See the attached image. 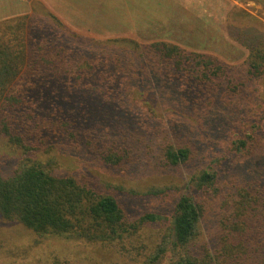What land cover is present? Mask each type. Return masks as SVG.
<instances>
[{"label":"trees","instance_id":"1","mask_svg":"<svg viewBox=\"0 0 264 264\" xmlns=\"http://www.w3.org/2000/svg\"><path fill=\"white\" fill-rule=\"evenodd\" d=\"M26 2L32 8L31 14L10 17L0 23V134L22 151L18 167L10 176H4L0 166V223L27 230L38 240H47L48 245L60 240L95 248H120L129 255L141 252L139 259L144 260L140 264H161L169 252L176 259L173 264H264V162L256 164V157L246 160L254 179L246 174H234L226 188L216 187L219 180L210 168L191 177L187 190L193 189L195 199L182 194L175 202L168 228L170 249L166 247V240L150 241V245L145 244L141 249L132 243V238L142 237L141 231L147 225L161 221L159 215L146 214L130 221L112 194L99 192L87 180L73 175L59 176L53 171L54 160L43 162L40 159L43 152L54 147L47 144L48 139L61 137L69 127L80 128L70 118L64 121L55 112L44 111L47 88L56 93L68 88L71 94L85 90L107 97H115L117 90L126 94V90H132V79L125 77L124 64L136 59L135 52L160 79H166L161 85L168 89L178 81L179 72L181 77L190 78L193 70H185V65L191 64L197 68V73L209 72V75L201 74L200 82L204 80L206 87L217 88L222 79L229 78L226 66L214 57L189 52L163 40L141 43L123 35L92 40L68 28L40 2ZM40 15L48 19L47 23ZM26 16L31 19L27 28L26 22H20V19L26 21ZM11 25L15 28L9 27ZM2 26L8 30V36ZM116 49L122 54L115 52ZM259 62L249 67L264 76V51ZM135 79L133 82L141 89L142 78L138 75ZM164 97L172 102L170 104L175 102L170 94ZM24 108L29 112L23 116ZM262 120L264 122V114ZM129 130L121 128L120 133L113 135V128L112 131L107 128L99 135L95 129H90L83 135L84 143L89 152L118 170L128 169L141 159H160L167 165L179 167L192 158L188 145L161 142L157 138L161 131L158 126L148 128L144 137L139 136L142 134L137 132L138 127ZM69 136L75 138L73 134ZM29 140H36L37 146L27 148ZM258 153L255 150L254 154ZM209 193L215 196L211 208L215 210L220 205L219 212L223 209L217 217L218 231L213 234L212 248L200 242V225ZM24 250L27 253L33 249ZM15 254L13 249L0 246V262H8ZM34 260L28 264H34ZM39 264H43V260H39Z\"/></svg>","mask_w":264,"mask_h":264},{"label":"rangeland","instance_id":"2","mask_svg":"<svg viewBox=\"0 0 264 264\" xmlns=\"http://www.w3.org/2000/svg\"><path fill=\"white\" fill-rule=\"evenodd\" d=\"M187 1L191 4L188 10L192 22L199 20L201 23L192 30L200 33L178 35V45L186 51L214 57L226 66L229 78L222 79L219 87H206L204 80L200 82L198 78H202L201 74L209 75V72L197 73V68L191 64L185 65V70H193L189 79L181 77L179 72L173 88H164L161 83L166 79H160L152 67L144 64V60L135 52L134 61L130 60L127 64L123 61L125 77L132 79V90H126V94L117 90L115 97H107L85 90L71 94L68 88L57 93L52 89L45 90L47 102L43 106L44 111L55 112L64 121L70 118L80 128L69 127L61 137H53L51 141L48 139L47 144L54 147L49 148L47 153L43 152L40 159L43 162L54 160L53 171L59 176L73 175L80 180H87L99 192L112 194L130 221H136L146 214L159 215L161 221L147 225L141 231L142 237L138 236L135 240L132 238L133 245L139 249L145 244L150 245V241L159 243L163 240L168 244L166 247L171 248L168 228L173 206L182 194L195 199L193 189L189 187L187 190L195 173L210 168L216 172L219 180L216 187L226 188L234 174H246L254 179V173L248 170L247 159L256 157V164L264 162V76L249 67L253 62L260 63L259 56L264 51V0ZM27 4L26 0H0V23L10 17L22 18V15L31 14L29 10L32 8L26 7ZM15 5H18L15 10H9ZM22 6L26 8L23 10ZM58 6L62 7L61 4ZM56 8L57 4H54L51 9ZM54 11L50 10L59 21L83 37L92 40L113 37L88 34L84 29L87 23L85 17L79 18L62 10L58 15ZM40 17L47 23L48 19L42 15ZM29 20L30 17H27L26 21L20 19V22H26L27 28ZM201 20H204V26ZM81 21L84 22L83 26H76ZM9 27L15 28L14 25ZM2 28L8 36L6 27ZM153 37L161 39L164 35L153 32ZM114 51L122 54L118 49ZM138 75L143 82L141 89L133 82ZM166 93L174 98L173 104L166 101ZM122 94L125 96H120ZM209 105L212 106L209 108ZM28 112L24 108L23 116ZM151 126L161 128L157 135L161 142L167 141L173 146L178 142L188 145L193 152L191 160L175 167L160 159H141L128 169L118 170L89 152L84 143L86 138L83 135L90 129H95L100 135L107 128H111V131L113 128L111 134L116 135L121 128L127 131L138 127L140 130L137 132L142 134L139 136H143ZM140 145L145 146L142 143ZM150 145L147 146L148 150ZM36 146V140H29L27 148ZM255 150L259 153L254 154ZM20 155L21 148L0 134V166L4 176H10L15 171ZM207 197L209 200L204 204L206 211L200 225V242L212 248L213 234L218 231L217 217L223 209L219 212L220 205L215 210L211 208L210 203L215 196L209 193ZM38 239L33 233L18 226L0 223V246L13 249L14 254L18 252L8 262L1 261L0 264H28L32 259H35L34 264H39V260H43L44 264L46 259V264H140L144 260L139 259L141 252L138 255L132 253L133 259L130 260L131 255L120 248H95L88 244L60 240L48 245L47 240ZM29 247L33 250L24 252V248ZM19 249L23 251L22 255ZM173 258L169 252L161 264H173L176 260Z\"/></svg>","mask_w":264,"mask_h":264},{"label":"crops","instance_id":"3","mask_svg":"<svg viewBox=\"0 0 264 264\" xmlns=\"http://www.w3.org/2000/svg\"><path fill=\"white\" fill-rule=\"evenodd\" d=\"M45 8L85 17L86 33L96 36H128L137 41L163 40L178 45V35L199 34L192 29L201 25L192 22L191 4L187 0H36ZM57 4L56 9H51ZM61 4L60 8L58 5ZM9 5V4H8ZM186 5V6H185ZM11 6L9 10L13 9ZM29 6L28 4L26 7ZM188 6V7H187ZM25 7V6H24ZM22 6V9L24 8ZM202 21V20H201ZM80 22L78 27L83 26ZM204 26V20L202 21ZM153 32L164 35L153 37Z\"/></svg>","mask_w":264,"mask_h":264}]
</instances>
